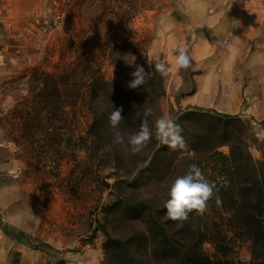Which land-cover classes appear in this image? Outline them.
<instances>
[{
	"label": "rangeland",
	"instance_id": "374dc122",
	"mask_svg": "<svg viewBox=\"0 0 264 264\" xmlns=\"http://www.w3.org/2000/svg\"><path fill=\"white\" fill-rule=\"evenodd\" d=\"M170 8L168 0H28L20 4V13L11 18L0 46L4 51L0 55L4 70L0 74V132L20 149L15 156L0 150V215L6 223L0 228V264H115L105 251L108 237L131 239L135 264H168V255L153 254L159 241L152 240L149 231L156 226L167 232L168 228L181 230L165 219L162 202L167 199L169 182L186 171L191 155L183 150L170 154L168 146L157 140L148 162L151 166L140 174L144 166L129 162L139 155L131 154L127 145L106 149L111 134H102L93 150L91 120L85 109L79 107V113L66 109L53 124L54 130L49 112L29 110L26 100L32 99L29 92L36 87L34 71L56 73L72 66L85 52L84 59L89 60L85 67L111 86L107 96L104 90L90 96L83 89L80 105L94 100L110 103L116 86L128 91L145 89L149 82L137 89L128 87L135 69L127 63L135 60L151 71V77L157 72L156 62L167 67V75L157 72L153 85L154 105L159 109L155 120L163 112L176 120L189 108L227 115L183 104L196 91L198 65L184 46L190 66H175L177 49H168ZM70 96L66 100H74ZM263 122L253 121L261 134ZM148 147L139 154L144 156ZM220 151L228 152L227 148ZM250 152L254 159H263L259 147L252 146ZM9 162L20 168L18 177L7 174ZM206 249L212 252L211 245ZM234 251L237 260L251 261L247 239L235 240Z\"/></svg>",
	"mask_w": 264,
	"mask_h": 264
},
{
	"label": "trees",
	"instance_id": "16d2710c",
	"mask_svg": "<svg viewBox=\"0 0 264 264\" xmlns=\"http://www.w3.org/2000/svg\"><path fill=\"white\" fill-rule=\"evenodd\" d=\"M86 56L84 52L76 63L56 73L34 71L32 80L36 87L29 92L32 99L26 100L27 108L49 112L53 119L47 120L54 130L53 124L59 122L57 119L65 114L66 109L76 113L80 112L79 107L85 109L91 120L89 131L93 150L102 134L113 137L109 115L115 108L123 109L124 118L119 125L122 133L138 131L145 119L154 131L159 112L154 105L157 94L153 86L158 78L157 72H153L148 86L141 91H128L116 86L110 103L94 100L80 105L78 98L83 96V89L90 96L104 90L107 96L106 91L111 86L92 68L88 70L85 67L89 61L84 59ZM69 96L74 100H66ZM146 112L151 114L146 116ZM175 121L183 129L182 135L188 145L183 153L191 155L187 167L193 163L198 165L206 179L215 184V190L203 215L193 212L187 221H170L181 230L173 226L175 229L170 231L168 228L167 232L156 226L153 232L149 231L151 239L159 241L153 254L162 252L168 255V264H264V139L257 135L254 119L244 120L240 116L189 108ZM33 126L41 128L40 124ZM156 141L153 135L145 155L138 154V160L129 159L133 164L144 165L140 174L151 166V161L148 162ZM252 146L263 151L262 160L254 159L250 152ZM221 148H227L228 152L220 151ZM168 149L170 154L178 151ZM217 197L219 204L216 203ZM1 218L0 215V228L4 229L6 223L1 222ZM13 235L28 241L32 239L23 232H14ZM244 238L251 243L252 258L249 263L235 258V240ZM130 242L131 239L121 241L108 237L105 251L111 254L115 264H135ZM207 244L211 245L212 252L206 249Z\"/></svg>",
	"mask_w": 264,
	"mask_h": 264
},
{
	"label": "crops",
	"instance_id": "0c3cea01",
	"mask_svg": "<svg viewBox=\"0 0 264 264\" xmlns=\"http://www.w3.org/2000/svg\"><path fill=\"white\" fill-rule=\"evenodd\" d=\"M27 1L0 0V46L11 18ZM168 5V49L188 47L198 65L196 91L183 104L264 121V0H168Z\"/></svg>",
	"mask_w": 264,
	"mask_h": 264
},
{
	"label": "clouds",
	"instance_id": "9594fccd",
	"mask_svg": "<svg viewBox=\"0 0 264 264\" xmlns=\"http://www.w3.org/2000/svg\"><path fill=\"white\" fill-rule=\"evenodd\" d=\"M175 57V66L178 69H187L190 66L191 58L184 48H177ZM135 70L130 73L132 79L128 83L130 89H137L145 86L151 78V71H146L145 67L132 63H127ZM154 68L161 75H167V67L162 62H156ZM122 107L115 108L109 115V123L112 132V142L106 145L107 150H111L113 145L127 144L131 154L141 153L147 144L155 136L160 143L167 145L172 150L188 149V145L182 135L183 129L176 123L168 112H163L154 122L153 128H150L147 119L143 120L138 131L133 133H122L119 129L122 116ZM146 112L145 115H150ZM3 133L0 132V150H6L13 156L20 151L19 146L13 141L3 139ZM264 137V134L257 133ZM144 165L141 164L140 167ZM7 174L13 178L20 175L21 170L15 163L9 162L5 165ZM215 184L208 181L201 168L196 164H190L183 174L177 175L169 182L167 188V199L162 202V207L166 210L165 219L184 222L189 219V214L195 212L203 215L208 210V202L214 195ZM216 203L220 200L217 197Z\"/></svg>",
	"mask_w": 264,
	"mask_h": 264
}]
</instances>
